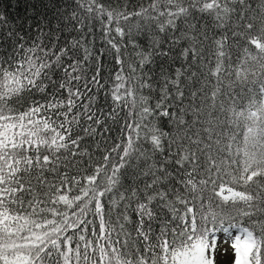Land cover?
I'll return each instance as SVG.
<instances>
[{
    "label": "snow or ice",
    "instance_id": "6c2138e0",
    "mask_svg": "<svg viewBox=\"0 0 264 264\" xmlns=\"http://www.w3.org/2000/svg\"><path fill=\"white\" fill-rule=\"evenodd\" d=\"M130 4L0 0V264H264V0Z\"/></svg>",
    "mask_w": 264,
    "mask_h": 264
},
{
    "label": "trees",
    "instance_id": "16d2710c",
    "mask_svg": "<svg viewBox=\"0 0 264 264\" xmlns=\"http://www.w3.org/2000/svg\"><path fill=\"white\" fill-rule=\"evenodd\" d=\"M7 2H8V0H4V3H5V4H7ZM135 2H136V0H131V4H130V6H134V5H135ZM209 27H211V26H209ZM105 68H106L108 71H114V70H115V65L109 63V64H106V65H105Z\"/></svg>",
    "mask_w": 264,
    "mask_h": 264
}]
</instances>
